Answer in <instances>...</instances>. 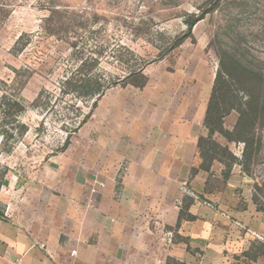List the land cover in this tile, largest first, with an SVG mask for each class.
<instances>
[{
  "label": "rangeland",
  "instance_id": "obj_1",
  "mask_svg": "<svg viewBox=\"0 0 264 264\" xmlns=\"http://www.w3.org/2000/svg\"><path fill=\"white\" fill-rule=\"evenodd\" d=\"M219 73L231 105L258 106L224 117L228 137L206 121ZM192 146L194 167L153 177ZM132 166L144 181L127 186ZM127 187L175 198L177 223L151 218L168 251L264 264V0H0V198L39 195L26 219L46 226L50 196Z\"/></svg>",
  "mask_w": 264,
  "mask_h": 264
},
{
  "label": "crops",
  "instance_id": "obj_2",
  "mask_svg": "<svg viewBox=\"0 0 264 264\" xmlns=\"http://www.w3.org/2000/svg\"><path fill=\"white\" fill-rule=\"evenodd\" d=\"M195 148L189 149V163L186 159L180 161L182 154L170 152L169 161L153 177L171 182L168 178L180 173L181 162L185 168L194 167ZM134 172L132 166L125 177L127 186L144 181ZM126 191L127 195L50 196L45 210L51 219L46 226L36 219L33 224L26 219L41 214L36 206L28 205L34 204L39 195H2L5 207L0 211V264H197V257L187 252V243L196 246L197 240L175 242L168 251L150 237L155 214L162 224L178 222L180 208L173 202L175 198L131 195L132 187ZM26 199L22 204L20 200ZM195 221L190 225L193 232H197ZM260 258L264 262V255Z\"/></svg>",
  "mask_w": 264,
  "mask_h": 264
},
{
  "label": "trees",
  "instance_id": "obj_3",
  "mask_svg": "<svg viewBox=\"0 0 264 264\" xmlns=\"http://www.w3.org/2000/svg\"><path fill=\"white\" fill-rule=\"evenodd\" d=\"M243 62H244L245 69L251 71V68L253 67V63L245 59H243ZM225 75L223 73H219L216 77L215 86H214L213 93L211 95V99H210L209 106L207 109L206 121L209 122L212 119L218 120V123H219L218 129H216V131L214 132H219L223 134L224 136L228 137L229 132H227L223 128L224 117L228 115L230 112H233V111L238 112L240 118H239V125L237 127H242L243 126L242 122H244V120H247L248 117L250 116H256V112L258 109H255V108H258V106L254 105V102H255L254 100L252 101V97L254 95H250L249 98L251 100L249 99V101H247L246 103H242L240 107L239 106L237 107L235 103H232L231 105L230 102H233L234 98L229 95L228 91H229V88L232 82L234 81V78L230 74H227V76ZM259 75H260V78L263 79L262 74L260 73ZM260 82H262V80ZM225 84H228V85H225ZM223 87H225L226 92L224 94L222 93L218 94V90L221 89L222 91V89H224ZM261 255H264V254H261Z\"/></svg>",
  "mask_w": 264,
  "mask_h": 264
}]
</instances>
